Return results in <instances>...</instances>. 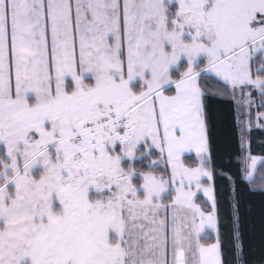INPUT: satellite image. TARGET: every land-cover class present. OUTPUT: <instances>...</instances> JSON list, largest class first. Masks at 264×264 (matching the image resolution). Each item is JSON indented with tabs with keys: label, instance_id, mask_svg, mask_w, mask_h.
<instances>
[{
	"label": "snow or ice",
	"instance_id": "6c2138e0",
	"mask_svg": "<svg viewBox=\"0 0 264 264\" xmlns=\"http://www.w3.org/2000/svg\"><path fill=\"white\" fill-rule=\"evenodd\" d=\"M214 98L264 109V0H0V264H264L223 171L222 241Z\"/></svg>",
	"mask_w": 264,
	"mask_h": 264
},
{
	"label": "trees",
	"instance_id": "16d2710c",
	"mask_svg": "<svg viewBox=\"0 0 264 264\" xmlns=\"http://www.w3.org/2000/svg\"><path fill=\"white\" fill-rule=\"evenodd\" d=\"M202 86L206 90H214L221 85L218 84L214 79L205 78L202 80ZM210 110L213 114L215 122L214 134H213V148L210 153V167L214 171V186L218 194V198L221 199V232L222 241L227 246L228 241V229L224 222V217L227 214L226 202L223 200V196L228 194V181L225 176L220 173L223 171L226 175L234 176L237 181V190L240 192L243 200V204L252 205L251 219L256 221V229L254 232H250L247 228L245 229V240L252 242V254L255 257L260 255V231H259V215L262 202H264V196L259 192L249 193L247 188L249 187L246 183H242L239 179L242 173L240 169L242 167V153L240 136L238 125L236 123V108L235 103L230 98L221 99L214 98L210 101ZM258 110H264L258 108ZM264 124V123H263ZM248 145L250 144L252 155L264 156V128L253 127L251 130L246 132ZM156 158L155 156L152 157ZM185 163L189 166H195L198 162L195 154L188 153L182 156ZM133 164L141 169L146 170L147 161L136 160ZM164 168V165L160 164L157 171ZM257 176L260 172H264V162L257 166ZM203 197L197 199V203H200ZM247 216L245 222L247 223Z\"/></svg>",
	"mask_w": 264,
	"mask_h": 264
},
{
	"label": "rangeland",
	"instance_id": "374dc122",
	"mask_svg": "<svg viewBox=\"0 0 264 264\" xmlns=\"http://www.w3.org/2000/svg\"><path fill=\"white\" fill-rule=\"evenodd\" d=\"M245 91H247V90H245ZM253 96L255 97V92H253ZM255 98L258 100V97H255ZM235 108H236V118H237V111H238V109H237V105L236 104H235ZM240 111H244V110L243 109H240ZM247 111H248L249 115H242L240 118L242 120H249L250 119L252 121V127L251 128L258 127L257 126L258 124H263L264 123V120L257 121L255 119L256 113L258 111H264V110H258V107H252L251 109H248ZM238 130H239V136H240V143H241V136L242 135L244 136V141H245V143H244V150H243L242 157H241V161H242V165H243L245 163L244 160H243V157L248 154V141H247V137H246V132L248 131V129H247V127H245L244 131L242 132L241 131V126H238ZM193 152L192 151H188V152H185L184 154L193 153ZM193 154H195V152ZM253 156L260 157L261 155H253ZM153 159H155V158H153ZM197 162L199 163L198 160H197ZM250 162H251L250 160L247 161V163H250ZM200 195L202 196V194H200Z\"/></svg>",
	"mask_w": 264,
	"mask_h": 264
},
{
	"label": "crops",
	"instance_id": "0c3cea01",
	"mask_svg": "<svg viewBox=\"0 0 264 264\" xmlns=\"http://www.w3.org/2000/svg\"><path fill=\"white\" fill-rule=\"evenodd\" d=\"M193 152V151H192ZM194 153V152H193Z\"/></svg>",
	"mask_w": 264,
	"mask_h": 264
}]
</instances>
